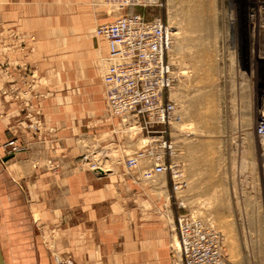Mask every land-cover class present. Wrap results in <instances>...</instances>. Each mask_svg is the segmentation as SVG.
I'll return each mask as SVG.
<instances>
[{
	"label": "crops",
	"instance_id": "crops-1",
	"mask_svg": "<svg viewBox=\"0 0 264 264\" xmlns=\"http://www.w3.org/2000/svg\"><path fill=\"white\" fill-rule=\"evenodd\" d=\"M117 14L106 0H0V140L23 145L0 147V181L11 180L0 192L7 264H49L38 247L47 244L77 264H171L168 198L164 209L127 171L125 151L139 140L106 110L108 46L95 26ZM111 150L123 161L105 155L111 168H89Z\"/></svg>",
	"mask_w": 264,
	"mask_h": 264
},
{
	"label": "rangeland",
	"instance_id": "rangeland-1",
	"mask_svg": "<svg viewBox=\"0 0 264 264\" xmlns=\"http://www.w3.org/2000/svg\"><path fill=\"white\" fill-rule=\"evenodd\" d=\"M192 1L162 0L159 6L129 8L148 17L162 15L173 27L171 61L177 79L168 97L176 104V118L170 133L182 173L177 189L170 174L137 180L147 197L159 196L169 210L164 215L171 264H182L174 220L184 211L199 214L221 233L226 264H264V136L257 127L264 116V27L256 26V14L248 16L258 5L263 7L264 0H194L202 17L194 19L198 25L191 31L189 20L198 15L192 11L196 6ZM117 124L129 139L139 140L135 150L125 151L128 156L152 145L154 134L130 129L121 120ZM7 141L0 140V147L8 146ZM17 142L19 152L23 145ZM7 150L10 152L9 146ZM105 155L123 161L121 151L111 150L98 154L97 164H88L89 168H111L101 162ZM149 163L142 160L136 169L125 168L139 173ZM6 165L0 157V173L7 171ZM10 181L9 176L0 183V192L10 189ZM152 187L161 192L153 193ZM34 247L46 250L49 264H77L71 252L56 245L29 246L28 250Z\"/></svg>",
	"mask_w": 264,
	"mask_h": 264
},
{
	"label": "built area",
	"instance_id": "built-area-1",
	"mask_svg": "<svg viewBox=\"0 0 264 264\" xmlns=\"http://www.w3.org/2000/svg\"><path fill=\"white\" fill-rule=\"evenodd\" d=\"M118 11L112 20L97 22L95 33L108 46L104 57L107 111L133 130L154 134L152 145L126 158V166L136 169L142 160L143 179L170 174L175 189L182 184L179 162L170 127L176 118V104L168 97L177 77L171 61L173 27L162 15L148 17L129 8L159 6L162 0H106ZM258 131L264 136V116ZM10 152L21 149L15 138L7 141ZM87 156H85L86 158ZM174 226L182 264H226L221 233L197 213H178Z\"/></svg>",
	"mask_w": 264,
	"mask_h": 264
},
{
	"label": "bare ground",
	"instance_id": "bare-ground-1",
	"mask_svg": "<svg viewBox=\"0 0 264 264\" xmlns=\"http://www.w3.org/2000/svg\"><path fill=\"white\" fill-rule=\"evenodd\" d=\"M196 6L194 7V6H192V7H194L193 9H192V11H194V13L195 12H197V3L196 2H198V1H192ZM254 11V10H253ZM197 14L198 15H194L193 17H191L190 18V20H189V29L192 31L194 28H196L197 27V25H198V23L197 22H195L198 18H199V16H201V12L199 11V12H197ZM257 15V25L256 26H259L260 28L261 27H264L262 24H264V21H263V19H264V6L262 7V6H259L258 5V8H257V10L255 11V12H253V14L251 13V14H248V16H250V18H252V16L253 15ZM202 17V16H201ZM194 19H195V21H194ZM255 24V23H254ZM258 27V28H259ZM7 262V261H6Z\"/></svg>",
	"mask_w": 264,
	"mask_h": 264
},
{
	"label": "water",
	"instance_id": "water-1",
	"mask_svg": "<svg viewBox=\"0 0 264 264\" xmlns=\"http://www.w3.org/2000/svg\"><path fill=\"white\" fill-rule=\"evenodd\" d=\"M9 157L11 156L5 157L4 160H7ZM0 264H7L1 245V239H0Z\"/></svg>",
	"mask_w": 264,
	"mask_h": 264
}]
</instances>
